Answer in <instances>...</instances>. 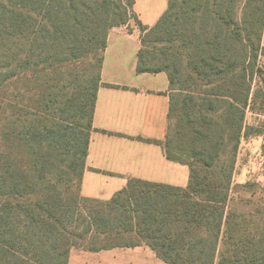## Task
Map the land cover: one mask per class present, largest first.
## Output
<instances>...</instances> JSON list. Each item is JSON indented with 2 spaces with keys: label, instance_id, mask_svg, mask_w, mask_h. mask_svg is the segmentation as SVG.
Returning a JSON list of instances; mask_svg holds the SVG:
<instances>
[{
  "label": "trees",
  "instance_id": "obj_1",
  "mask_svg": "<svg viewBox=\"0 0 264 264\" xmlns=\"http://www.w3.org/2000/svg\"><path fill=\"white\" fill-rule=\"evenodd\" d=\"M133 6L0 0V264H68L85 233L113 238L92 250L145 244L169 264H264V232L246 233L241 214L227 212L232 172L215 171L226 148L237 152L263 72L264 0H169L153 26ZM132 19L137 71L169 76L164 145L190 166V181L132 178L109 200L83 197L108 33ZM98 51L97 74L70 96L67 68Z\"/></svg>",
  "mask_w": 264,
  "mask_h": 264
},
{
  "label": "crops",
  "instance_id": "obj_2",
  "mask_svg": "<svg viewBox=\"0 0 264 264\" xmlns=\"http://www.w3.org/2000/svg\"><path fill=\"white\" fill-rule=\"evenodd\" d=\"M169 0H134L143 24L155 25ZM141 31L132 20L109 30L101 68L86 165L83 197L109 200L132 178L186 187L188 164L168 158L164 142L169 125L170 79L165 71L138 72ZM169 264L148 245L74 251L68 264ZM91 264V263H90ZM109 264V262H106Z\"/></svg>",
  "mask_w": 264,
  "mask_h": 264
},
{
  "label": "rangeland",
  "instance_id": "obj_3",
  "mask_svg": "<svg viewBox=\"0 0 264 264\" xmlns=\"http://www.w3.org/2000/svg\"><path fill=\"white\" fill-rule=\"evenodd\" d=\"M135 23V20L132 19ZM262 45L264 46V29L262 37ZM100 51L93 58L92 55L86 59H82L77 63H73L67 68L68 72L65 74L69 80L74 82L70 84L69 94L72 96L76 90L80 88V82L83 78L97 74L98 72V57ZM257 67L263 72L255 75L252 81L251 98L248 107L246 108V117L244 130L237 152L234 154L230 148H226L220 158L219 167L215 168L218 173L219 168L224 164V169L232 172L231 183L229 185V196L226 205V210L229 213H239L246 225V233L264 232V55L259 57ZM1 94V92H0ZM28 97V96H27ZM39 98V96H37ZM19 100H22L21 96ZM27 101V98L25 99ZM19 101V102H25ZM234 164L232 168L229 164ZM205 173V172H204ZM203 173V174H204ZM78 181L75 180L72 184L74 190L79 188ZM78 220V224H79ZM84 231L83 226H79L76 233L79 234ZM85 240L79 241L76 246L72 248L74 251L88 250L92 246L107 243L112 237L100 235L95 233H85ZM113 239V238H112ZM110 239L108 243L111 242ZM92 250V249H90ZM95 259H87L88 264H94ZM111 263V258H104L103 263Z\"/></svg>",
  "mask_w": 264,
  "mask_h": 264
}]
</instances>
